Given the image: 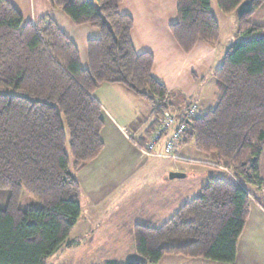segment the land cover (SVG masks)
Returning <instances> with one entry per match:
<instances>
[{
    "label": "trees",
    "instance_id": "obj_1",
    "mask_svg": "<svg viewBox=\"0 0 264 264\" xmlns=\"http://www.w3.org/2000/svg\"><path fill=\"white\" fill-rule=\"evenodd\" d=\"M243 1L216 3L231 13ZM120 2L49 0L73 23L98 29L86 42L83 67L75 43L50 16L32 23L0 0V189L9 191L0 207V264H48L70 247L81 212L76 172L103 147L101 105L93 97L100 84H120L148 100L154 112L148 136L156 119L172 111L167 88L151 72L153 55L133 48V21L119 12ZM263 2L251 0L252 9L237 15L238 38L212 72L215 105L186 121L182 140L232 166L240 183L219 173L209 177L159 225H134L136 258L104 264H155L166 254L234 262L253 195L246 185L264 181L257 168L264 144V25L248 19ZM176 12L169 29L183 51L219 41L211 0H176ZM183 117L178 111L177 119ZM22 191L40 206L20 208Z\"/></svg>",
    "mask_w": 264,
    "mask_h": 264
},
{
    "label": "crops",
    "instance_id": "obj_2",
    "mask_svg": "<svg viewBox=\"0 0 264 264\" xmlns=\"http://www.w3.org/2000/svg\"><path fill=\"white\" fill-rule=\"evenodd\" d=\"M9 1L25 20L32 23L45 15L50 16L75 43L81 65H87L86 42L99 36L96 27L73 23L60 9H52L49 0ZM118 9L132 18L130 36L134 50L138 53L148 51L153 55L151 72L167 88L171 110L182 109L190 103L205 110L213 108L215 80L212 72L222 62L231 43L220 47L221 29L216 44L199 41L185 52L169 29L177 20L176 0H121ZM171 93H175L173 98ZM93 97L101 105L103 147L96 157L76 172L82 189L81 211L89 216L87 219L92 224L84 229L87 235L72 234L69 236L70 247L61 248L49 258L54 260L61 252L78 253L77 259L68 257L60 264H88L81 256L83 248L86 254L94 252L89 256L90 264H97L92 262L107 257L102 264L107 260L136 258L131 236L134 225L156 226V222L166 220L199 192L210 174H218L214 170L211 173L200 170L194 175L192 162L207 164L214 161V156L199 151L193 142L180 146L174 157L163 154L161 142L153 150H145L147 130L154 119L153 108L147 99H144L147 104L140 108L142 100L139 95L123 85L111 83L100 84ZM190 143L203 154L195 157L188 153L186 146ZM180 163L185 164L181 166ZM257 168L264 180V144ZM170 171L184 172L185 176L167 178ZM187 172L192 173L187 175ZM248 186L254 201L249 203V214L237 242L233 263L166 254L155 264H264V194L255 185ZM93 216L126 217L120 220V225L119 222L115 225L118 230H113L105 228V220L96 221ZM96 222L99 223L98 231ZM90 247L96 251L87 250ZM128 256L132 258L125 259Z\"/></svg>",
    "mask_w": 264,
    "mask_h": 264
},
{
    "label": "rangeland",
    "instance_id": "obj_3",
    "mask_svg": "<svg viewBox=\"0 0 264 264\" xmlns=\"http://www.w3.org/2000/svg\"><path fill=\"white\" fill-rule=\"evenodd\" d=\"M211 10H212L213 15L217 19L219 26H220V29H221L220 47H223L224 44L227 45V43L229 44L230 42L235 41V39L238 38V35L236 33V30H237V27H236L237 14H236V12H231V13L222 12L218 8L216 0H211ZM248 19L254 23L264 25V3L259 8L255 9L253 12H251L248 16ZM7 91L9 93L14 92L13 89H8ZM139 98L142 100L140 103V108H143V106L147 103H146V101H144V98H142V97H139ZM161 143H162V140H161ZM182 145H184V143L181 144V147H182ZM179 147H178V149H179ZM186 149H187L188 153H190L191 155H193L195 157L197 155L203 154L201 152L196 151L191 143L186 146ZM205 154L208 155V153H205ZM212 155L214 156V158H212L214 160L213 162H210L207 164H204L203 162L202 163L201 162H192L191 163V168L194 171V175H196V171L199 172L201 170L202 172L208 171L209 173H211V171L214 170L215 172H218L219 174L225 175L234 181L236 179H238V178H236L238 175L235 173L232 166L224 164L222 161H220L218 158H216V156L214 154H212ZM184 164L185 163H180L181 166H184ZM178 172H180V171H178ZM182 173H184V172H182ZM191 173L192 172H187V175H190ZM168 174H169V172H168ZM168 174H167V178H168ZM210 176H212V174H210ZM192 183H194V182H192ZM242 185H245L244 181L242 182ZM246 186L251 191V188L248 185H246ZM8 196H9V191L7 189H0V207H3L6 204ZM253 201H254L253 197H250V202H253ZM18 205L22 209H27V208L39 207L40 202L37 199H35L34 197L30 196L25 191H22L20 198H19ZM81 207H82V204H81ZM88 217L89 216H85L84 213H82V211H81V214L79 215V218L77 219V222L74 225L70 236L72 234H74V235L80 234L83 236L87 235L84 232V229L87 226L90 227L92 224L90 221H88V219H87ZM93 217L96 219V221L105 220V223H106L105 228L106 229L112 228L113 230H118L115 227V225L118 224V222L120 225V223L122 222L120 220L124 219L126 216H93ZM161 221H163V220H161ZM161 221L156 222V225H158V223H161ZM96 226H97L96 230L97 231L100 230L98 222H96ZM131 236H132V233H131ZM131 245H132V243H131ZM90 248L91 249H87V250L96 251L95 249H92L93 247H90ZM109 249H111V248H109ZM83 250H85V249L83 248L81 250L82 251L81 256H83L85 263L90 264L89 261H90L91 257H89V256L92 255L94 252H91V254H86V252ZM102 250H104V249H102ZM77 256H78V253H76V252H67L65 254H62V252H61V253L57 254L56 259H54V260L49 259L48 264H60L61 261H65L68 257H71V259L74 260V259H77ZM104 257L105 256H103L102 258H104ZM107 258H109V257H107ZM107 258H104V259H107ZM130 258H132V256H128L125 259H130ZM103 260L94 261L92 263L102 264L101 262ZM98 262H100V263H98Z\"/></svg>",
    "mask_w": 264,
    "mask_h": 264
},
{
    "label": "built area",
    "instance_id": "obj_4",
    "mask_svg": "<svg viewBox=\"0 0 264 264\" xmlns=\"http://www.w3.org/2000/svg\"><path fill=\"white\" fill-rule=\"evenodd\" d=\"M199 110L200 107L197 104L190 103L182 110L173 109L171 112L167 110L164 111V113L156 119L157 125L154 127L150 136H148L144 145L145 150H153L162 140L161 151L163 154L174 157L178 147L182 144V140L188 128L186 121L195 117L199 113ZM178 111L184 113V121H179L177 119ZM235 182L240 183L238 179H236ZM256 187L262 194H264V181Z\"/></svg>",
    "mask_w": 264,
    "mask_h": 264
},
{
    "label": "water",
    "instance_id": "obj_5",
    "mask_svg": "<svg viewBox=\"0 0 264 264\" xmlns=\"http://www.w3.org/2000/svg\"><path fill=\"white\" fill-rule=\"evenodd\" d=\"M252 9L251 0H245L241 4L238 5L236 8V14L241 15L243 13L249 12ZM185 173L178 172V171H170L168 177L170 179L173 178H181L184 177Z\"/></svg>",
    "mask_w": 264,
    "mask_h": 264
}]
</instances>
